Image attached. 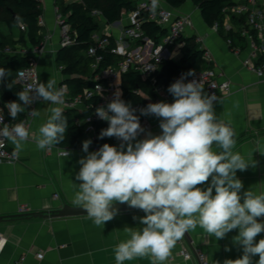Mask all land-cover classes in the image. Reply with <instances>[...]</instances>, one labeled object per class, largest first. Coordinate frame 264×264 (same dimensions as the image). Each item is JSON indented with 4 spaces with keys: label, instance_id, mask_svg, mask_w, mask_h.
Instances as JSON below:
<instances>
[{
    "label": "clouds",
    "instance_id": "obj_1",
    "mask_svg": "<svg viewBox=\"0 0 264 264\" xmlns=\"http://www.w3.org/2000/svg\"><path fill=\"white\" fill-rule=\"evenodd\" d=\"M158 7L159 0H151L153 14ZM16 23L21 24L20 17ZM17 75L27 82L23 72ZM192 75L191 71L182 74L168 87L174 97L172 103H149L139 110L143 116L160 119L161 134L149 133L138 140L145 130L135 114L137 110L116 91L106 106L96 109V115L108 122L99 138L115 137L121 142L119 147L105 143L89 152L92 141L82 143L87 156L79 160L81 167L75 179L80 183L72 203L85 210L96 226L105 225L117 215L115 202L145 213L139 217L142 228H125L130 238L116 246V264L144 256H151V264H163L177 241L197 226L217 240L238 230L233 239L243 254L224 264H253L256 256L259 259L255 264H264V238L256 240L264 233V222L259 220L264 217V192L242 191L244 186L236 173L252 163L239 152L233 153L237 133L215 114V94H207L195 79L185 82ZM8 77V71L0 68V83ZM64 94L54 79L43 83L37 76L34 83H27L17 93L18 101L5 105L13 120L34 102L57 105L38 134H31L39 150L51 151L65 139L68 123L59 106L64 104ZM29 115L39 117L40 111L32 109ZM0 124V142H11L12 156L18 158L30 139L28 127L23 121L9 127L2 118ZM214 145L218 152L213 151ZM57 154L63 158L71 155L62 147L57 148ZM205 184L206 188L198 187Z\"/></svg>",
    "mask_w": 264,
    "mask_h": 264
},
{
    "label": "crops",
    "instance_id": "obj_2",
    "mask_svg": "<svg viewBox=\"0 0 264 264\" xmlns=\"http://www.w3.org/2000/svg\"><path fill=\"white\" fill-rule=\"evenodd\" d=\"M67 2L82 3L83 0ZM40 3L45 22V25L40 27V35L46 50L42 54H37L34 52L35 47L30 44L17 45L14 48H22L23 54L16 56L29 60L36 59L40 82L46 83L50 78L54 79L57 88L65 83L72 93L71 85L74 86L75 81H71L72 84L69 81L72 78L78 79L80 75H68L64 72V67H58L56 63L58 52L62 50L59 24L65 17L56 7L55 0H40ZM175 10L183 13L195 11L194 29H189L188 35L199 37L202 48L209 51L212 56L211 62L202 61V69H206L205 66L215 69L224 79L231 82V93L214 103V111L219 119L229 123L237 133L233 153L239 152L246 161L252 163L247 170H238L236 173L237 178L243 183L242 191L249 189L260 194L264 192V80L243 67L241 56L234 54L227 45L229 36L225 35L223 30L213 33L211 27L204 23L196 7L187 3ZM128 14L129 11H123L121 19L112 25H109L102 15L97 16L100 32L110 34L113 40L120 38L122 28L128 24ZM0 32L2 36L11 35L13 39L19 40L26 31H21L20 27L10 30L5 23H0ZM233 44L242 46V42L236 39L233 40ZM174 56L175 63H179L183 56L182 50L174 49ZM15 73V69L11 70L2 85L8 83L20 88ZM0 104L3 112L8 114L1 95ZM59 106L63 109L61 105ZM54 107L57 105L44 101L35 102L33 109L39 110L40 116L32 120L30 139L20 152L19 161L13 164H0V235L4 239L0 251V264H116V246L130 238L125 228L143 227L139 221V217L145 215L142 210L118 212L111 221L101 226H96L87 215L28 218L31 214L48 213L63 209L65 206H77L72 203L80 183L75 177L81 167L79 160L87 156L82 150V143L91 140L90 137L83 136L76 148L67 149L71 153L68 158L58 156V146L48 152L47 149H37L31 140V134H38L39 127L51 116V109ZM148 119L153 129L142 134L138 140L145 139L149 133L159 135L162 132L159 118L150 115ZM93 146L91 143L89 152L97 151ZM9 147L11 151L14 150L11 142ZM213 151L218 152L219 149L214 145ZM207 186L205 184L198 187ZM55 195H58L57 199ZM21 208L27 209L28 212L21 214ZM259 220L264 222V217ZM187 234L190 244L184 238L177 241L163 264H197L196 257L185 261L180 256L183 246L189 247L192 252L201 251L206 254L209 264H224L226 260H235L243 254L242 248L233 239L238 235V230L227 233L225 238L219 240L210 237L199 226ZM262 238L264 233L259 234L256 240ZM258 259V256L253 257V264ZM151 261V256H144L125 261L124 264H151Z\"/></svg>",
    "mask_w": 264,
    "mask_h": 264
},
{
    "label": "built area",
    "instance_id": "obj_3",
    "mask_svg": "<svg viewBox=\"0 0 264 264\" xmlns=\"http://www.w3.org/2000/svg\"><path fill=\"white\" fill-rule=\"evenodd\" d=\"M40 1V0H38ZM82 1V0H81ZM134 7L129 11L128 24L121 30L120 38L113 40L110 34L96 33L93 36V43L90 46L87 56L93 59L91 71L94 76L89 79L95 85L91 88L85 89L83 93L76 96L71 95L69 87L62 83L58 88H63L64 104L61 105L64 110L78 111L85 113V119L76 120V124L81 127L88 125L86 129V136H89L94 144L93 149L98 150L101 146L95 145L97 139L94 122L104 121L99 119L96 115V109L101 106H106L113 98L114 93L119 91L121 99H123V79L124 76L130 72L136 73L140 76L143 82H148L153 88V96L151 99L148 94L138 91L136 94L142 96L145 103L134 107L136 115L140 117V124L144 128L137 139L144 133L153 129V125L148 119V116L140 114V109L145 108L149 103L166 102L172 103L174 97L168 92V88L157 85V73L159 66L166 61L175 62L174 49L182 50L183 40L194 37L196 43L201 46V39L195 35H188V30L194 29L192 13L178 12L169 7L165 0H159V7L155 14L150 11L151 0H130ZM93 16H100V12L94 10ZM45 25L43 17H39L38 26ZM151 25L158 27L161 32L151 39L147 35V28ZM61 28V49H69L75 45V40L71 36V26L67 19H63L60 24ZM21 31H27L24 25H20ZM213 33L224 31L225 35L229 36L227 45L230 50L240 55L242 58L243 67L256 75L258 78L264 80V0H231V3L224 9L223 18L220 21L214 22L211 26ZM236 39L242 42V46L234 45L233 40ZM46 50L42 43L35 47L34 52L42 54ZM204 50V49H203ZM3 55L16 56L23 54L22 48H6L2 51ZM120 57L121 61L116 64H107V57ZM203 61L211 62V53L204 50ZM105 66L101 70L102 66ZM38 61L30 58L29 64L20 68L15 73V79L23 90L27 83H34L37 76L40 74L38 69ZM63 70V68H61ZM18 72H23L27 78V82L18 78ZM183 73L175 76L172 83L181 77ZM201 82L204 91L209 94H215L218 97L216 102L229 95L232 91L231 82L222 77V74L215 69L207 68L200 69L192 76H187L185 82L191 80ZM1 90V83H0ZM214 102V103H216ZM35 102L28 106L24 112V116L20 119H11L5 116L3 108L0 104V118L7 123L9 127L25 122L29 129L32 130L33 117L29 112L33 109ZM0 127H3L0 124ZM120 141L114 139L112 143H107L113 146H119ZM10 142L4 140L0 142V164H13L19 161L20 157L13 158V151L10 150ZM67 150V149H66ZM48 152L51 151L47 150ZM58 195H55V199ZM27 209L21 208L20 213H27ZM4 242L0 235V251ZM180 256L185 260L197 259V264H209L206 254L201 251L192 252L189 247L183 246ZM180 264V263H173Z\"/></svg>",
    "mask_w": 264,
    "mask_h": 264
},
{
    "label": "trees",
    "instance_id": "obj_4",
    "mask_svg": "<svg viewBox=\"0 0 264 264\" xmlns=\"http://www.w3.org/2000/svg\"><path fill=\"white\" fill-rule=\"evenodd\" d=\"M166 4L178 9L182 7L187 0H165ZM193 5L199 10L204 23L211 27L214 22L220 21L223 18L224 9L231 3V0H190ZM102 2L106 3L102 7ZM56 7L61 11V14L67 19L71 26V36L75 40V45L70 49H62L57 55V66L64 67V72L68 75L78 74V79L72 78L69 83L75 81L71 85L72 96L83 93L85 89L95 85L90 81L94 73L91 70L93 59L87 56V52L93 43V36L101 31L98 17L93 16L92 12L97 10L106 19L109 25L118 22L121 19L123 11H130L134 7V3L130 0H83L81 3H68L67 0H55ZM0 13L4 17L0 18V23H5L12 30L20 25H24L27 31L21 35L19 40H15L11 35L2 36L0 32V68H4L10 73L11 70L17 71L29 64L28 58L20 56H6L1 53L6 48H14L17 45L30 44L32 47H38L42 44L43 38L40 35V27L38 19L42 16L41 3L38 0H0ZM21 18V24L16 23V18ZM161 30L155 25L147 28V35L153 39ZM182 59L179 63L166 61L159 66L157 73V85L169 87L172 84L175 76L178 74H186L188 72L195 73L202 69V61L204 50L196 43V39L186 38L183 40ZM107 64H116L121 61L120 57H107ZM68 82V81H67ZM72 84V83H70ZM69 84V85H70ZM145 84V85H144ZM152 86L148 82H143L140 76L130 72L123 79V99L126 103H130L132 107H136L146 101L136 92L141 91L149 94ZM17 86H12L8 83H1L0 95L4 104L11 101H18L17 93L21 91ZM64 116L67 119L68 127L65 133V139L58 147L65 149H74L78 146L80 139L86 135V129L89 124L79 127L76 120L85 119V113L65 110ZM6 112H4L5 114ZM5 116L11 118L9 114ZM24 116V112L19 114L16 119ZM140 118V117H139ZM97 139L95 145L102 146L105 143H112L115 137L99 138L102 129L108 127L107 121L94 122Z\"/></svg>",
    "mask_w": 264,
    "mask_h": 264
},
{
    "label": "water",
    "instance_id": "obj_5",
    "mask_svg": "<svg viewBox=\"0 0 264 264\" xmlns=\"http://www.w3.org/2000/svg\"><path fill=\"white\" fill-rule=\"evenodd\" d=\"M117 23V22H116ZM113 208L118 212H127V211H138L140 209L129 207L126 203H114ZM87 215L86 211L81 207L77 206H65L63 209L51 211L48 213H36L28 215V218H66L74 216H84ZM1 220V219H0ZM188 244H190V239L187 233L183 237Z\"/></svg>",
    "mask_w": 264,
    "mask_h": 264
},
{
    "label": "rangeland",
    "instance_id": "obj_6",
    "mask_svg": "<svg viewBox=\"0 0 264 264\" xmlns=\"http://www.w3.org/2000/svg\"><path fill=\"white\" fill-rule=\"evenodd\" d=\"M70 2H75V1H78V0H69ZM187 3H190V4H192L193 5V3L190 1V0H187L186 2H185V4L184 5H186ZM101 6L102 7H105L106 6V3L105 2H102V4H101ZM193 7H195L194 5H193ZM196 10V9H195ZM2 17H4V15L2 14V13H0V18H2ZM105 30V29H104ZM175 58H176V56H175ZM105 68V66L103 65L102 67H101V70H103ZM204 68H208V67H204ZM75 85V84H74ZM145 85V84H144ZM148 95L150 96V98L151 99H153L154 98V96H153V94H152V90L150 89L149 91H148Z\"/></svg>",
    "mask_w": 264,
    "mask_h": 264
}]
</instances>
